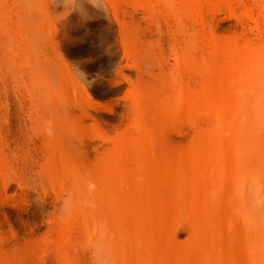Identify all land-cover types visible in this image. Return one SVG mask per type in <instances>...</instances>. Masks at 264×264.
Instances as JSON below:
<instances>
[{
  "label": "rangeland",
  "instance_id": "1",
  "mask_svg": "<svg viewBox=\"0 0 264 264\" xmlns=\"http://www.w3.org/2000/svg\"><path fill=\"white\" fill-rule=\"evenodd\" d=\"M22 5L0 0V264H110L105 238L118 264H264L261 153L254 188L224 151L219 207L209 183L264 0H27L33 42Z\"/></svg>",
  "mask_w": 264,
  "mask_h": 264
},
{
  "label": "bare ground",
  "instance_id": "2",
  "mask_svg": "<svg viewBox=\"0 0 264 264\" xmlns=\"http://www.w3.org/2000/svg\"><path fill=\"white\" fill-rule=\"evenodd\" d=\"M16 1L23 4V17L25 19L24 21L28 23L30 28V40H32V42L39 41L42 31H40V29L37 30V28H40L43 22L41 21V23L40 19L37 18L36 11L34 12L25 5L27 0ZM55 54L57 55L58 52L55 51ZM251 55V61H249V64H247L244 69L237 71L233 76L232 88L237 91L239 95L234 101L235 108L228 114L227 120L229 121V127L228 124L226 125L227 122L223 125L225 128L224 131L228 132L229 137L228 139H224V141L228 140L227 142H218V149H221V152L217 151L218 153L214 154L215 166L212 169V177H210L209 183L211 186V202H213L216 207H219L222 194V183L228 178L227 164L223 151L224 153L230 152L231 154L230 158L236 170L235 179L236 176H240L242 178L241 180H243V184L247 187L254 188L259 181V177L253 173L251 167L252 164L259 163V160L255 156V152L259 151L261 153L260 159L264 160V136L262 134L264 132V47L252 51ZM74 86L71 85L70 89H72L71 91L75 94L74 91L76 87ZM182 91L183 90L180 86L175 88V92L170 100L171 106L179 107L183 97ZM76 96L78 97V95ZM191 104L194 106V102ZM43 109L48 118H53L54 109L51 103H44ZM262 167L263 166H261V168ZM86 183L89 185L91 182L87 179ZM262 193L264 194V190ZM241 200L243 202V196L241 197ZM100 210L104 214V216H101L103 220L101 225H103L106 231L111 234V217L113 218L115 216H110L112 209L109 205L108 195L106 196L105 202ZM93 231L95 230L93 229ZM94 239L95 235L92 233L91 241ZM103 242L106 243L105 246L107 252L105 251V253L108 256L109 263L118 264V258L116 256L117 247L113 240H107V238H105ZM90 243L88 245H90ZM211 261L207 259L206 263L211 264Z\"/></svg>",
  "mask_w": 264,
  "mask_h": 264
}]
</instances>
